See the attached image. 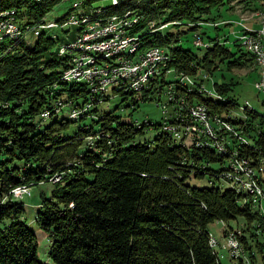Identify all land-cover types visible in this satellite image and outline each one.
Returning a JSON list of instances; mask_svg holds the SVG:
<instances>
[{
	"label": "trees",
	"instance_id": "trees-1",
	"mask_svg": "<svg viewBox=\"0 0 264 264\" xmlns=\"http://www.w3.org/2000/svg\"><path fill=\"white\" fill-rule=\"evenodd\" d=\"M59 1L0 0V13L12 12L24 32L36 35L35 29L46 24L43 18ZM81 1L83 14L94 19L139 16L130 27V35L135 34L138 39L136 55L162 46L170 57V71L199 81L169 83L174 96L190 108L202 104L212 117L218 116L231 127L247 131L246 121L228 115L236 106L233 100L221 103L203 97L204 92L212 96V91L206 90L200 75L204 70L211 74L224 61L229 69L253 65L251 53L237 39L230 49L226 42L208 38L204 39L209 42L208 48H203L204 54L198 56L180 44L179 36L209 22L206 17L213 8L227 4L231 9L235 1L252 11L264 10V0H117L115 5L110 0L107 6H93L98 0ZM64 17L63 23L67 21ZM151 21L156 28L160 23L165 26L148 32ZM77 29L76 36L67 42L76 40L80 33ZM21 36L0 44V264H44L37 256L36 235L24 221L25 208L20 202L23 197L13 198L10 192L49 183L54 175L61 179L51 184L49 197L44 192L38 194L35 217L39 228L52 239L48 256L54 264H218L207 225L237 218L244 219L242 231L250 232V237L264 238V217L253 197L239 191L233 180L235 160L240 163L245 159L257 172H263L258 177L264 191L262 129L253 144L243 134H237V144L225 143L227 152L222 153L210 145L213 141L208 138L201 141L209 145L197 147L198 141H193V148H188L184 134L180 139L174 138L163 130L164 124L135 126L122 122L111 112L87 123L83 120L88 113L97 111L96 105L110 98L106 89L92 92V85L87 82L64 79L74 55L70 52L58 56L57 47L69 43L58 44L57 38L42 30L32 46L26 45ZM196 36L203 37L201 33ZM139 40L140 50L151 47L140 53ZM155 81L156 77L141 91L124 86H114L113 91L126 100L137 93L138 97H133L135 104L162 91L163 87L151 86ZM237 84L231 78L228 82H214L213 86L222 96ZM79 99L86 104L83 111L77 110L83 107L77 102ZM167 102L173 105V100ZM65 103L74 108L72 114L79 113L78 118L70 114L42 129L38 127L36 116L43 119L42 114L48 112L51 117ZM244 112L247 119H258L264 128V110L259 113L245 106ZM182 119L173 117L170 121L182 125ZM97 123L100 127L95 130ZM149 126L158 131L157 135L153 141L141 140ZM179 140L183 142L178 143ZM204 160L222 165L228 160L225 168L212 172L210 177L217 181L230 178L228 183L233 189H197L187 185L191 173L196 178L206 174L201 165ZM14 161L22 167L8 166ZM236 235L248 257H254L247 238ZM255 247L262 254L264 243L256 241Z\"/></svg>",
	"mask_w": 264,
	"mask_h": 264
},
{
	"label": "rangeland",
	"instance_id": "rangeland-1",
	"mask_svg": "<svg viewBox=\"0 0 264 264\" xmlns=\"http://www.w3.org/2000/svg\"><path fill=\"white\" fill-rule=\"evenodd\" d=\"M72 2L73 0L59 1L57 4L53 6V8L50 11L46 13L45 17L43 18L46 23H54L55 25L56 23L58 24V26L56 27L42 30L46 35H51L54 38H57L58 44L61 42H63L62 44H67L69 43L67 42L68 39L71 40L76 36L78 32L77 27L73 25H69L70 23L68 22L70 21V18L72 15H77V13L83 14L85 12V9H84V6L81 0H78V3L81 4V7L79 6L80 8L78 9V11H74L75 10L73 7L74 4L72 5ZM109 4H110V0H98L93 3V6H96V5L107 6ZM231 5H232L231 9L228 7L227 4L221 5L220 7H217V8H213L212 12L206 17V19H210L209 22L202 23V25L199 28H197L194 31H188L186 35H180L179 36L180 44H182L186 48H189L196 55L202 56L204 54L203 48H207L208 45L205 43L206 46L202 47L201 49L197 48V46H194L195 43L194 45L192 44L194 33L195 34L201 33L203 36L201 37V39H203V41L204 39L207 40L208 38L219 39V41L221 42H226V45L230 49H233V41L237 39L238 34L241 32L242 29H243L242 35L247 29L259 30L258 29L259 23L257 22L258 20L257 11L259 9L252 11V10L245 8L243 3H238L235 1L232 2ZM64 16H67L66 18L67 21L63 23V20H65ZM133 16H135V18ZM131 19H132V22L135 19H137L136 20L137 22L139 20V16L131 15V18H128V19L126 18L127 23H129ZM136 22H134V24ZM41 23H42V20L39 25H41ZM65 23H67L68 25L67 24L65 25ZM152 23L154 22L151 21L148 24V29L150 30L148 32H151L153 28L154 29L156 28L154 25L155 23L154 24ZM152 25H154L153 28H151ZM163 25L165 26V24L160 23L158 25V29L160 26H163ZM27 26H30V25H27ZM243 26H248V27L250 26L253 28H244ZM130 27L127 28V30L125 29V31L129 34H132L130 33ZM183 29L187 30L186 27H184ZM203 33H205V35ZM80 34L81 32L79 33V35ZM21 37L25 40L26 45L28 46L34 45L37 39V35H34L32 31H25ZM197 38H200V36H196V40ZM62 44H60V46ZM150 47L151 46L140 50V40H139L138 50L140 53L146 51ZM57 53H58V56H61L59 54V47H57ZM253 67H254L253 65H246L242 67L236 66V67L229 69L227 67L226 61H224L223 63H219L218 68L215 71H213L211 74H209L208 76H206L208 73L205 70L204 72L201 71V75H200L203 78V84L206 90L212 91V96L204 92L202 94L203 97L211 98L214 101H218L221 103H224L230 99L236 103L235 108L231 109L228 115L233 119L237 118L238 120H242L244 123L247 122L249 124L247 127V131L244 132L241 130L240 132H242L243 136H245L251 144H253V139L258 136V130L262 129L264 131V128L259 125L258 119L251 121L250 119H247V117H245L246 114L244 112L245 106L250 109L253 108L259 113H262L264 110L263 108L264 93L259 92L254 87V82L258 80L259 75H261V72L258 68H256L257 69L256 71L255 68ZM222 74L224 77L221 76ZM159 75H160V70H159ZM231 78H234L235 80H237L238 84L234 86V88H232L233 90L229 92L228 94L222 95V96L218 95L216 89L213 86V83L214 82H218V83L228 82ZM176 80H177V74L172 69V71H169L168 73H166V77L164 81L168 83H163L160 79V84L164 85L161 92H153L152 94H150L149 99L144 100V101L140 100L135 104H132L134 101L133 97L137 98L138 97L137 93H133L126 100L124 99L122 95L116 94L113 91V87H109L106 89V95L109 96L110 98L106 101H103L97 104L96 105L97 111H90L88 113L87 118L83 121L89 123L91 122V119L100 118L105 113L111 112L114 116L119 117V119L122 122L131 123L135 126H140L144 123L145 124L157 123L161 125L163 124L165 125L166 123L169 124V122L167 121L168 118L167 119L165 118V113H164L165 106H167L166 103L169 98V97H166V89L169 90L170 86L168 84L173 83ZM77 102L79 103V105H83L82 108H78L77 110L83 111L86 106V104L84 105L83 103V99H79ZM164 103H165V106H163ZM198 105H202V104H198ZM73 109L74 108H72L70 104L65 103L64 106H62V109L58 113H54L51 117L45 118L42 115L43 117L42 119L41 117L36 116L34 120H35V123L38 125V127L42 129L50 125L55 120H60L63 117H66V118L70 117V114H72L71 112ZM224 115L226 114H223L222 116ZM218 120H219L218 116L212 117V121L213 122L215 121L216 123H218L216 124L214 122L215 124H212L213 128H215L216 130H217V127L218 128L225 127L224 125L221 126V123H219ZM99 127H100L99 123L94 125L95 130H98ZM163 130H164V126H163ZM157 133H158L157 130H154L153 128H151V126H149L148 130H146L143 136V139L141 140L153 141ZM98 137L99 136H97L96 138ZM177 142L182 143L183 141L179 140ZM184 145H186L188 148L190 147L193 148V141H191L190 138H187L184 140ZM67 158L68 157H65V160H67ZM201 165L205 169L206 174L203 177L196 178L194 174L191 173L189 178L186 180L187 185L197 188V189L211 188V187L220 188L221 190L233 189V185L230 183H226L225 180L217 181L214 178L211 179L210 177L212 172H218L221 169L225 168L228 165L227 161H225V163L222 165L219 162H207L206 160H204L201 163ZM8 166H16L20 168L22 167V164L17 161H14V162L9 163ZM51 184H53L52 180H50L49 183L40 184L37 186H30V187L23 186L24 187L23 189L29 188L31 190V195L23 196V198L20 200V202L24 205V208H25L24 221L26 225L28 226V228L32 232H34L37 238L38 259L44 264H54V262L48 256L49 247H50L52 239L48 233L42 231L39 228V226L35 222V217H36V212H37V207H38L37 203L39 201L38 194L40 192H44V194L47 197H49L53 189V185ZM10 193L13 196V198L20 199L16 197L14 189H12ZM258 199L260 200L258 201ZM258 199L256 200V203L259 204L261 207H259L258 209L256 203L254 202L256 208L258 210L260 209L264 210V198L259 196ZM253 200H254V197H253ZM244 223L245 221L243 218H237L227 223L215 221L207 225V231L209 232L211 237L217 240H220L222 242H225L226 237L230 234L235 236L236 233H238L240 236L242 235L246 237L247 244L251 246L252 252L254 254V257H252V259L256 260L259 264H263L262 260L264 258V250L262 254H260L255 247V243L256 241H258L259 243L263 244L264 238L261 235H258L256 238L250 237V232L242 231V229H245ZM233 232L235 235L233 234ZM251 232L254 233V230L251 229ZM236 237L238 239L237 235ZM239 243L242 244L240 240H239ZM216 252H220V256L223 255L221 259L222 264H240V261L232 260L229 257L228 252L224 250L222 251L216 250Z\"/></svg>",
	"mask_w": 264,
	"mask_h": 264
},
{
	"label": "bare ground",
	"instance_id": "bare-ground-1",
	"mask_svg": "<svg viewBox=\"0 0 264 264\" xmlns=\"http://www.w3.org/2000/svg\"><path fill=\"white\" fill-rule=\"evenodd\" d=\"M113 4H117V0H113ZM80 4L78 0L76 4L73 5L74 11H78ZM7 14V15H1ZM72 15V14H71ZM129 14L122 17L113 16L106 20H98L92 18V16L85 14L72 15L69 25L80 27L81 34L78 39L70 42L68 45L61 46L59 49L60 55H65L70 53L74 55L71 60V66L69 70L65 73L64 79L66 81H77V82H87L92 85V92L103 91L109 87L114 86H124L126 88L132 89L134 91H141L153 78L159 75V67L165 66L169 63L170 57L168 56V51L164 48L163 50H158L154 55L151 56V50H147L142 55H136V46L138 39L135 36L128 34L125 29L129 28L137 19L133 22L127 23L126 18L128 19ZM96 24V25H95ZM136 24V23H135ZM68 25V24H67ZM58 26L54 23H46L41 27L35 29L36 35L40 34L41 30L50 29ZM244 28H253V27H244ZM89 33V35H88ZM241 31V35H242ZM24 34L22 27L15 22L12 12L3 11L0 13V44H2L6 39L18 38ZM88 35V36H87ZM243 36L257 39L259 52L253 53L248 47H243L245 50L249 51L256 63V68L261 72V75H264V32L260 30L247 29ZM198 41H203V39L197 38ZM100 43V47H95ZM204 42L202 44H195L197 47H205ZM208 48V46H207ZM151 57V58H150ZM117 61V64H97V63H112ZM147 61V64L145 62ZM95 65V71H90V66ZM134 66H136V72L138 73H127L134 72ZM82 72H89L88 75H83ZM73 74V75H72ZM190 77V76H189ZM191 78V77H190ZM179 80V79H177ZM180 81V80H179ZM189 83V82H187ZM191 83V82H190ZM201 84V83H200ZM163 87V86H162ZM256 89V88H255ZM259 92L264 90L257 89ZM168 94H175L174 88L169 87L167 90ZM173 100V97H169L168 101ZM181 103V98H180ZM167 106L168 102L166 103ZM165 106V103H164ZM203 106V105H201ZM57 107L60 108V104H57ZM205 107V106H203ZM190 108V106H189ZM191 109H200V105H195ZM43 117L48 118L49 113H43ZM209 116L208 108H201V110L190 111V118L194 119V127H203V120L198 118H205ZM76 119L79 117L78 112H74L71 116ZM173 117H169L167 120L169 122L165 124L164 131L169 132L174 135V138L180 139L183 134L176 133L175 128L181 125H175L170 121ZM181 121L185 124V117ZM167 119V118H166ZM214 119V118H213ZM218 122L221 123V126L225 127L222 129L217 127V130L213 128L211 123V135L220 136L219 132L230 133L232 134V127L227 124L223 119L218 117ZM212 120V117H211ZM218 124V123H216ZM215 127V126H214ZM240 131V130H239ZM247 139V138H246ZM212 145L218 152L226 153L227 149L225 148V143L233 142H224L220 144L212 140ZM236 144H237V134H236ZM197 147H204L209 145L208 143H202L201 138L197 142ZM245 162L246 160L243 159ZM228 161V160H227ZM241 161V160H240ZM247 166L249 169H247ZM234 176L233 180L235 186L239 191L246 192L254 197V201L259 196L264 198V191L260 185V180L258 173H254L251 170L257 172L251 165L246 163H239L235 160L234 163ZM59 176V175H54ZM230 179V178H229ZM228 179V180H229ZM23 189V188H20ZM260 199H258L259 201ZM262 200V199H261ZM259 203V202H258ZM257 207H261L257 204ZM262 216L264 217V210L260 209ZM226 234V233H225ZM234 234V232H233ZM228 235V233H227ZM235 235V234H234ZM211 247L216 251H222L226 248L228 250L229 257L234 261H240L241 264H251V261L248 255L245 253V249L242 244L239 243L236 235L232 234L226 237V241L222 242L213 237L210 238ZM218 249H217V248ZM219 258V263L222 264L220 252H217ZM254 264H259L254 260Z\"/></svg>",
	"mask_w": 264,
	"mask_h": 264
},
{
	"label": "built area",
	"instance_id": "built-area-1",
	"mask_svg": "<svg viewBox=\"0 0 264 264\" xmlns=\"http://www.w3.org/2000/svg\"><path fill=\"white\" fill-rule=\"evenodd\" d=\"M77 0H73L72 5L76 4ZM1 15H7V14H1ZM258 20L259 23L258 29L261 32H264V10L261 8L257 11ZM73 19V18H70ZM132 19L130 20V22ZM16 22V17H15ZM129 22V23H130ZM154 24V23H152ZM96 25V24H95ZM155 25V24H154ZM151 28H153V26ZM163 26H160L159 29H161ZM248 27V26H243ZM250 27V26H249ZM158 29V28H155ZM154 30V28H153ZM89 35V33H88ZM87 35V36H88ZM237 41L241 44L242 47H248L251 52L257 53L259 52L260 46H258L257 39H252L246 36L241 35V32L238 34ZM205 41H198L196 40V34L193 38V43L195 44H202ZM100 47V43L95 46ZM158 50H163L162 46L154 47L151 50V56L154 55ZM151 58V57H150ZM97 64H117V61L112 63H97ZM147 64V61L145 62ZM253 68H256V63H253ZM160 68V76H156V81L151 85L155 87H162L160 84V79L165 80L166 73H168L170 70L167 68V65L159 67ZM90 71H95V65L90 66ZM83 75H88L89 72H82ZM129 74L131 73H138L136 72V66H134V72H127ZM73 75V74H72ZM207 74L206 76H208ZM205 76V77H206ZM177 79H179L181 82H199L195 78H190L188 74H178ZM254 87L256 89L264 90V75H259V78L257 81L254 82ZM151 88V87H150ZM166 97H173V105L172 106H165V118L169 117H185V124H182V126L173 127L176 130V133L178 134H184V139L190 138L191 141H198L200 138H208L209 140H214L215 142H218L220 144H224V142H233L236 143V134H242V132L237 129V127L232 126V134H225L222 131V136H214L211 135V123L213 121L211 120V114L209 116H205V118H198L203 120V127H194V119L190 118V111L194 110H201V108H206L200 105V109H191L189 108V105L187 103H180V97L179 96H173L167 93L166 89ZM164 106V104H163ZM45 110V109H44ZM222 129V127H220ZM245 137V136H244ZM246 138V137H245ZM227 161V160H226ZM240 163H246L243 159L240 161ZM247 169L248 166H247ZM254 173H261L263 172H255L254 170H251ZM226 178V177H225ZM61 179V176H53L52 181L53 183L58 182ZM228 179L226 178V183H228ZM15 195L17 198H22L23 196H29L30 195V189H14ZM226 252H228L229 249L224 248ZM251 264H254V259H250Z\"/></svg>",
	"mask_w": 264,
	"mask_h": 264
},
{
	"label": "crops",
	"instance_id": "crops-1",
	"mask_svg": "<svg viewBox=\"0 0 264 264\" xmlns=\"http://www.w3.org/2000/svg\"><path fill=\"white\" fill-rule=\"evenodd\" d=\"M225 235V234H224ZM221 239V238H220Z\"/></svg>",
	"mask_w": 264,
	"mask_h": 264
}]
</instances>
